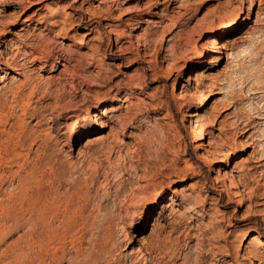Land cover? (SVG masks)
<instances>
[{"label": "rangeland", "instance_id": "374dc122", "mask_svg": "<svg viewBox=\"0 0 264 264\" xmlns=\"http://www.w3.org/2000/svg\"><path fill=\"white\" fill-rule=\"evenodd\" d=\"M25 53L0 60L26 83L0 143L27 135L0 264H264V0H0V55Z\"/></svg>", "mask_w": 264, "mask_h": 264}, {"label": "bare ground", "instance_id": "6f19581e", "mask_svg": "<svg viewBox=\"0 0 264 264\" xmlns=\"http://www.w3.org/2000/svg\"><path fill=\"white\" fill-rule=\"evenodd\" d=\"M67 10H68V8H66ZM67 12V11H66ZM68 13V12H67ZM20 16V15H19ZM65 16H66V14H65ZM26 20H30V19H25V21ZM68 21V20H67ZM65 23L66 22V19L64 18V20H62V21H57V20H53L52 21V24L53 25H59L58 23ZM248 22V21H247ZM143 25V24H142ZM34 39V38H33ZM25 42V41H24ZM30 53H32V52H30ZM26 54V56L25 57H17V55H16V57H11L10 55H0V60L1 61H4V64L5 65H7L8 66V68H14L15 70H17V72L18 73H22L24 70H25V68H26V61H28L27 59L29 58V55H31V54H29V53H25ZM29 54V55H28ZM39 59V57L37 56V55H33V60H31L32 62H35L36 60H38ZM30 61V62H31ZM0 68H1V66H0ZM6 71V70H5ZM26 85V83H25V81L24 82H22V83H20V85H17L16 87H15V89H6V90H0V123H2V117L4 116V110H5V103H4V101L6 100V99H4L5 97H6V95H7V93H11L13 96H16L19 92H20V90H22V86H25ZM215 93H219V91L217 90ZM212 97H209V98H206L205 100L206 101H208L209 99H211ZM17 99V98H16ZM124 100V99H123ZM126 100H127V98H126ZM7 101V100H6ZM5 101V102H6ZM23 116H27V114L29 113V107L28 106H24L23 107ZM5 115H7V114H5ZM8 116V115H7ZM7 116H6V119H7ZM32 117H37V118H39L40 117V113L39 112H37L36 110L35 111H33L32 112ZM11 118V117H10ZM19 125H21V131L18 133V134H13V136H10L11 138H10V140L9 141H7V142H4L3 143V141L1 140V142H2V144L0 143V158H6V157H9V158H11V160L13 161L15 158L17 159L18 157H19V153H18V150H20L19 149V146L21 145V143L24 141V140H26L25 138L27 137V135H26V130H24V128H23V120L22 119H20L19 121ZM10 125V129H13V130H15L16 129V127H15V125H13V124H11L10 122H9V119H7L6 120V122H5V126L6 125ZM4 125V124H3ZM189 125H191V132H192V134H193V136H194V140L195 141H198V140H201L202 138H204V136H203V133L198 129V125H197V120H194V121H192ZM190 127V126H189ZM6 129V128H5ZM20 129V128H19ZM2 130V129H1ZM244 130V129H243ZM17 132V131H16ZM1 133H6L7 135H10V131H8V130H3V131H1ZM14 137H16L17 139V143L13 146L12 145V139L14 138ZM0 139H2V138H0ZM16 140H15V142H16ZM25 142V141H24ZM20 144V145H19ZM24 145V144H23ZM22 145V146H23ZM233 154V153H232ZM227 156V155H226ZM20 158V157H19ZM231 159V158H230ZM1 160V159H0ZM8 161H10V160H8ZM222 161H223V159H222ZM231 161V160H230ZM6 162V161H5ZM16 162V161H15ZM8 163V162H7ZM19 163V162H18ZM20 164V163H19ZM0 165H1V163H0ZM2 166V165H1ZM6 166V165H5ZM20 166H22V165H20ZM24 167V166H23ZM1 170V169H0ZM11 170H10V168H7V169H3L2 170V172H1V175H0V187L3 185H5L6 183L8 184V182H11V177H10V175H11V173H10V175H8L9 173L8 172H10ZM19 171V170H18ZM19 173V172H18ZM14 174H16L17 175V173H14ZM13 174V175H14ZM20 174V173H19ZM21 175V174H20ZM27 175V174H26ZM25 175V176H26ZM33 175V174H32ZM32 175H28V177H26V178H22V180H20V182H19V184H18V186L16 187V191H15V193H12V194H10V198H8V197H5V199H4V197L2 198L3 199V201H2V204H1V206H3V207H5V206H7V205H9L10 203H14V207L13 208H11V207H6L5 208V212H6V216L7 217H10V219L11 218H14V216L15 215H17L18 213H17V208H18V206L20 207V209L19 210H23V209H26L27 210V206H28V203H27V196H28V194H27V191H28V187L26 186L27 185V182L28 181H30V179H31V177H33ZM12 176V175H11ZM24 177V176H23ZM16 178V177H15ZM30 178V179H29ZM29 179V180H28ZM32 181V180H31ZM30 184V183H29ZM10 185V184H9ZM1 188H3V187H1ZM7 190V189H6ZM29 192V191H28ZM105 194V193H104ZM33 195V194H32ZM16 197V200L14 199ZM6 198L8 199L7 201H6ZM30 198H28V200H29ZM36 198H34V200H35ZM8 201H9V203H8ZM31 201H33V200H31ZM30 201V202H31ZM5 204H7V205H5ZM31 205H32V203H31ZM37 205V204H36ZM10 206H11V204H10ZM25 206H26V208H25ZM46 206V205H45ZM48 209V208H47ZM40 210V209H39ZM39 210L38 211H36V212H39ZM40 212H42V211H40ZM45 212V211H44ZM37 214V213H36ZM41 214H44L43 212L41 213ZM40 214V215H41ZM5 215V214H4ZM35 215V214H34ZM45 215H46V213H45ZM44 215V216H45ZM42 217H44L43 215H41ZM40 216V217H41ZM39 219V218H38ZM14 220V219H13ZM40 221V220H39ZM41 222V221H40ZM16 223V222H15ZM3 229V228H2ZM1 228H0V236H4V234H5V231H4V229L2 230ZM47 230V229H46ZM49 230V229H48ZM39 232V231H38ZM42 232V231H41ZM44 233H46V232H44ZM49 233V232H48ZM40 234V233H39ZM43 235V234H42ZM45 237H47V236H45ZM259 241V236H256V235H253L252 237H251V246H253L254 244H256V242H258ZM253 244V245H252ZM18 251V250H17ZM57 253V252H56ZM248 253L250 254V256L251 257H254V258H259L260 256H259V251H258V249L256 248V247H254L253 246V249L252 250H250V249H248ZM13 258V257H12ZM53 258L55 259H59V256H58V254H54V256H53ZM14 259V258H13ZM14 261V260H13ZM22 261V260H21ZM22 263V262H21ZM23 264V263H22Z\"/></svg>", "mask_w": 264, "mask_h": 264}]
</instances>
